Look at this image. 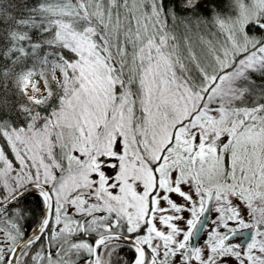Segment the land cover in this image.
Segmentation results:
<instances>
[{"label": "snow or ice", "instance_id": "1", "mask_svg": "<svg viewBox=\"0 0 264 264\" xmlns=\"http://www.w3.org/2000/svg\"><path fill=\"white\" fill-rule=\"evenodd\" d=\"M0 264H264V0H0Z\"/></svg>", "mask_w": 264, "mask_h": 264}]
</instances>
